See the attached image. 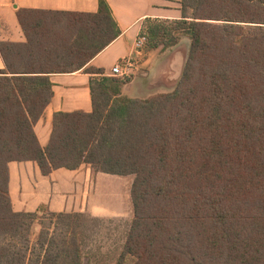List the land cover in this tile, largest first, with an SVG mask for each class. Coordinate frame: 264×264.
<instances>
[{"label": "trees", "instance_id": "trees-1", "mask_svg": "<svg viewBox=\"0 0 264 264\" xmlns=\"http://www.w3.org/2000/svg\"><path fill=\"white\" fill-rule=\"evenodd\" d=\"M178 20L147 18L142 57L191 40L175 91L123 97L131 81L89 67L121 36L106 0L96 13L22 9L24 42H0V264H85L81 214L13 209V162L42 175L91 165L135 176L134 219L116 264H264V0H181ZM91 76L93 111L58 112L49 145L35 126L51 77Z\"/></svg>", "mask_w": 264, "mask_h": 264}, {"label": "crops", "instance_id": "crops-1", "mask_svg": "<svg viewBox=\"0 0 264 264\" xmlns=\"http://www.w3.org/2000/svg\"><path fill=\"white\" fill-rule=\"evenodd\" d=\"M121 29V36L100 53L89 67L102 69L106 76L116 64L124 59L135 63V75L130 84L123 89V97L148 99L160 94L171 93L179 83L190 52L191 40L183 38L181 42L168 49L159 48L147 58L137 49L142 24L147 18L178 20L182 17L181 0H106ZM99 0H0V42H24L25 36L17 19L22 9L61 11L75 13H96ZM183 47V51L179 49ZM138 65V66H137ZM0 55V70L4 69ZM89 74L83 71L72 74H55L51 77L53 93L51 103L35 126V133L42 148L49 145L53 132L55 113L93 111ZM10 169V194L13 204L23 196L36 191L49 190L57 173L49 177L42 175L35 162H13ZM16 195H18L16 197ZM42 205L44 202L39 201ZM21 209V208H20Z\"/></svg>", "mask_w": 264, "mask_h": 264}, {"label": "rangeland", "instance_id": "rangeland-1", "mask_svg": "<svg viewBox=\"0 0 264 264\" xmlns=\"http://www.w3.org/2000/svg\"><path fill=\"white\" fill-rule=\"evenodd\" d=\"M183 50V47L179 49ZM135 72L124 81H132ZM134 180L133 175H108L85 164L73 173L65 170L57 173L49 190L23 196L21 201L13 204V209L20 213L40 210L39 220L33 227V244L43 226L54 228L52 213L83 215L84 263L116 264L134 219L131 196ZM41 200L44 205L39 203Z\"/></svg>", "mask_w": 264, "mask_h": 264}, {"label": "built area", "instance_id": "built-area-1", "mask_svg": "<svg viewBox=\"0 0 264 264\" xmlns=\"http://www.w3.org/2000/svg\"><path fill=\"white\" fill-rule=\"evenodd\" d=\"M145 39H138L137 49L140 50L144 44ZM135 62L132 59H124L114 66L112 69V77L124 80L132 75L135 71Z\"/></svg>", "mask_w": 264, "mask_h": 264}]
</instances>
